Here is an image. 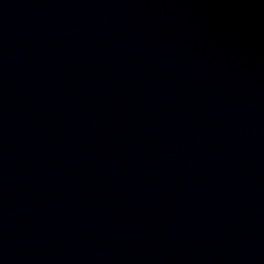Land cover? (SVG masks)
Returning <instances> with one entry per match:
<instances>
[{
	"label": "water",
	"instance_id": "95a60500",
	"mask_svg": "<svg viewBox=\"0 0 264 264\" xmlns=\"http://www.w3.org/2000/svg\"><path fill=\"white\" fill-rule=\"evenodd\" d=\"M0 264H264V0H0Z\"/></svg>",
	"mask_w": 264,
	"mask_h": 264
}]
</instances>
